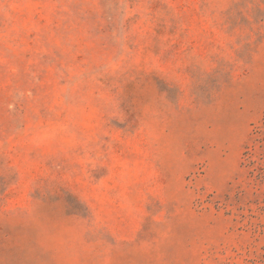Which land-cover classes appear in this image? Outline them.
Returning <instances> with one entry per match:
<instances>
[{
    "label": "rangeland",
    "instance_id": "rangeland-1",
    "mask_svg": "<svg viewBox=\"0 0 264 264\" xmlns=\"http://www.w3.org/2000/svg\"><path fill=\"white\" fill-rule=\"evenodd\" d=\"M0 264H264V0H0Z\"/></svg>",
    "mask_w": 264,
    "mask_h": 264
}]
</instances>
